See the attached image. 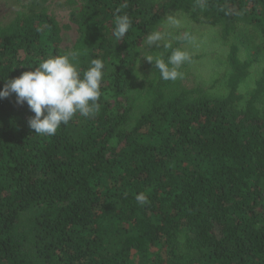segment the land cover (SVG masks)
I'll return each instance as SVG.
<instances>
[{
    "label": "trees",
    "instance_id": "1",
    "mask_svg": "<svg viewBox=\"0 0 264 264\" xmlns=\"http://www.w3.org/2000/svg\"><path fill=\"white\" fill-rule=\"evenodd\" d=\"M42 3L0 25V87L69 52ZM70 19L80 68L105 63L100 110L46 137L26 102L0 99V264H264V0H84ZM157 29L193 57L197 85L144 66L167 58L145 46Z\"/></svg>",
    "mask_w": 264,
    "mask_h": 264
},
{
    "label": "clouds",
    "instance_id": "2",
    "mask_svg": "<svg viewBox=\"0 0 264 264\" xmlns=\"http://www.w3.org/2000/svg\"><path fill=\"white\" fill-rule=\"evenodd\" d=\"M199 6L204 7V0H199ZM123 3L116 9L113 20L112 35L117 42L123 40L129 32L132 21L128 14H120L127 8ZM168 21L179 26V22L169 16ZM179 41L193 39L189 32L175 37ZM160 46L168 51L165 59L163 53L158 56H146L153 62L159 77L165 81L182 79L185 73L182 66L191 63L193 57L173 43L165 41V33L154 30L147 34L145 46ZM80 52L72 50L63 54L39 59L31 70L22 72L19 76L4 79L0 87V99L15 95L16 103L28 105L34 113L28 119V125L37 135L51 137L56 134L61 125H67L78 113L82 117H93L100 110L101 82L105 75V63L99 58L90 59L86 68L81 69ZM140 206L147 204L148 197L141 192L135 197Z\"/></svg>",
    "mask_w": 264,
    "mask_h": 264
},
{
    "label": "rangeland",
    "instance_id": "3",
    "mask_svg": "<svg viewBox=\"0 0 264 264\" xmlns=\"http://www.w3.org/2000/svg\"><path fill=\"white\" fill-rule=\"evenodd\" d=\"M29 0H0V25L5 26L13 21L19 12L25 11L24 6L28 3ZM42 7L46 9V12L55 20L57 26L60 30L61 35V48L63 50L70 51L73 43L77 38V28L76 25L71 21L70 16L73 11H76L80 4L84 0H42ZM73 1V2H72ZM178 15H175L174 18H177ZM166 34V30L157 29ZM207 33V32H206ZM200 42L201 48L208 49V54L211 56L208 61L219 62L221 60V53L216 55L213 53V43L205 35V32L201 33ZM165 38H167L165 36ZM150 47L157 48V45H152ZM211 47V48H210ZM148 48V47H147ZM146 56H153L152 51L146 52ZM145 56V57H146ZM142 58L144 61V66L149 64V61L146 58ZM208 61L198 60L199 68H206L204 64H207ZM186 69L184 77L181 79L180 83L185 87H192L197 85L200 80L198 79L195 72L188 70V65L182 66ZM147 72V71H146Z\"/></svg>",
    "mask_w": 264,
    "mask_h": 264
}]
</instances>
